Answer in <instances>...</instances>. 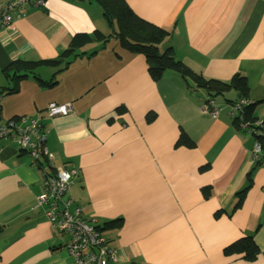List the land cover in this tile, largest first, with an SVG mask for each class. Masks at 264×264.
Here are the masks:
<instances>
[{
	"label": "crops",
	"instance_id": "crops-1",
	"mask_svg": "<svg viewBox=\"0 0 264 264\" xmlns=\"http://www.w3.org/2000/svg\"><path fill=\"white\" fill-rule=\"evenodd\" d=\"M12 1L26 12L0 29V87L8 85L3 69L12 60L53 59L75 33L109 30L89 0L0 3ZM125 1L169 31L159 50L171 47L192 71L223 81L244 75L257 103L253 114L264 120V0ZM78 52L53 86L28 76L16 93L0 96V114L45 117L52 154L45 172L77 169L67 195L100 226L118 264H264V164L252 165L254 137L229 113L236 91L211 97L213 116L200 109L203 89L172 70L152 79L144 55L123 50L113 36ZM54 70L37 73L46 80ZM52 102L70 103L71 111L47 118ZM182 131L192 146L175 144ZM250 170V186L234 207ZM42 190L43 173L19 145L0 138V264H73L67 235L36 203ZM114 220L120 224L105 226ZM246 235L259 249L254 260L223 252Z\"/></svg>",
	"mask_w": 264,
	"mask_h": 264
},
{
	"label": "trees",
	"instance_id": "trees-1",
	"mask_svg": "<svg viewBox=\"0 0 264 264\" xmlns=\"http://www.w3.org/2000/svg\"><path fill=\"white\" fill-rule=\"evenodd\" d=\"M89 1L94 2L99 6L102 17L109 28L108 32L104 33L99 29H95L91 33L77 32L71 37L68 46L60 53V55L53 59L12 60L3 69V74L8 81V85L0 87V96L16 93L19 90L21 80L28 76L34 78L43 86H53L57 83L58 72L65 69L76 57L83 53L78 52L79 48L83 47L92 40H98L104 43L109 37L113 36L123 50L130 53H141L144 55L148 73L152 79H159L164 75L166 70H172L176 72L186 83H188L189 86L193 87L194 85V87L196 86L203 89L208 97L224 94L228 90H235L237 93L236 99L244 98L248 100V102L244 103L242 106V119L251 121L258 118L253 114L257 103L248 98L249 89L244 75L235 73L228 81L205 78L201 74L192 71L181 60L177 59L174 56L171 47H167L160 51L158 44L167 37L169 31L136 15L125 0ZM94 52L95 51L91 52L89 55ZM44 66H50L55 69L51 76L46 80L40 78L37 73V70ZM153 116L154 114L151 113L148 115L147 119L150 120ZM41 117H43L42 120L44 127L45 117ZM46 117L49 118L47 115ZM0 118L4 119L1 114ZM234 122L236 125L239 124V119L234 118ZM175 144L192 146V142L188 139L186 134L183 133V131L180 133ZM52 170L54 171L55 168H52ZM251 170L246 174V177L248 178L246 185L242 187L241 190L236 192L234 207H237L240 204L244 193L250 186L249 175ZM76 174L74 176H77ZM203 191L204 194H208L209 188L204 187ZM119 224L120 221L114 220L107 222L105 226ZM99 228L100 226L97 227L98 230ZM258 251V246L254 237L251 235L242 236L223 248V252L226 255L233 253L241 254L243 258L248 260H254Z\"/></svg>",
	"mask_w": 264,
	"mask_h": 264
},
{
	"label": "built area",
	"instance_id": "built-area-1",
	"mask_svg": "<svg viewBox=\"0 0 264 264\" xmlns=\"http://www.w3.org/2000/svg\"><path fill=\"white\" fill-rule=\"evenodd\" d=\"M30 4L41 7L44 0H30ZM16 10V11H15ZM26 12L21 1L0 5V29L12 28V21ZM247 99L239 98L231 103L230 115L239 119V128L253 135L250 149V162L264 164V120L242 119V106ZM200 109L210 115H217L218 108L211 97L206 98ZM71 111L70 103H49L46 115L51 118L65 115ZM43 117L16 116L0 118V138L15 142L25 151L33 166L43 173V190L36 203L43 207V215L50 226L59 233L67 235L66 248L73 258V264H118V251L109 245L108 238L97 229L94 219L82 217L78 205H73L67 192L72 177L77 173L75 167L60 166L45 172L51 165L52 154L45 146L46 131Z\"/></svg>",
	"mask_w": 264,
	"mask_h": 264
},
{
	"label": "rangeland",
	"instance_id": "rangeland-1",
	"mask_svg": "<svg viewBox=\"0 0 264 264\" xmlns=\"http://www.w3.org/2000/svg\"><path fill=\"white\" fill-rule=\"evenodd\" d=\"M93 3H94V2H93ZM94 4L96 5V7L99 8V6H98L96 3H94ZM0 5H3V4L0 3ZM99 9H100V8H99ZM100 12H101V11H100ZM158 46H159V44H158ZM224 94H226V92H225ZM224 94H223V95H224ZM218 96H222V95H218ZM218 96H216V97H218Z\"/></svg>",
	"mask_w": 264,
	"mask_h": 264
}]
</instances>
